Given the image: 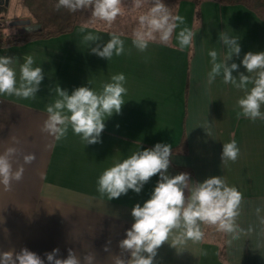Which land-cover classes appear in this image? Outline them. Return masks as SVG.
Returning a JSON list of instances; mask_svg holds the SVG:
<instances>
[{"label":"crops","instance_id":"crops-1","mask_svg":"<svg viewBox=\"0 0 264 264\" xmlns=\"http://www.w3.org/2000/svg\"><path fill=\"white\" fill-rule=\"evenodd\" d=\"M163 2L172 15L185 18L195 34L193 47L180 51L174 33L168 44L157 40L146 52L137 51L132 33L151 1L144 0L136 8L130 0L111 25L91 20L90 11L79 12L78 25L69 34L0 48V56L18 58L19 63L26 54L32 55L45 77L35 99L0 97V154L15 147L13 168L24 167L20 182L9 189L0 186V252L27 248L45 264V254L56 248L60 250L57 258H67L71 250L82 264L129 259L119 242L134 222L132 208L150 198L158 176L140 194L130 190L111 201L97 192V179L114 160L165 143L172 147L170 175L186 172L194 182L221 176L240 191L243 203L237 224L243 233L233 239L203 225L201 241H188L180 254L165 243L156 264H264V224L256 213L261 208L264 216V121L237 118L236 101L243 92L224 84L222 77L209 83L207 55L216 50L218 59L224 58L221 32L240 39V57H233L229 64L239 65L248 52H264V21L241 5L224 6L211 0L200 5ZM10 4L11 0H0V13ZM22 19L31 20L28 10ZM88 32L104 42L110 39L109 33L122 34L125 54L109 62L92 55L90 49L96 45L83 39ZM119 73L126 77V103L120 115L106 121L102 143L85 146L71 130L56 143L42 132L45 109L56 98L57 85L69 94L84 86L100 91ZM231 140L237 142L240 155L225 166L220 158L222 145ZM27 154H34L35 160L25 165Z\"/></svg>","mask_w":264,"mask_h":264},{"label":"clouds","instance_id":"clouds-1","mask_svg":"<svg viewBox=\"0 0 264 264\" xmlns=\"http://www.w3.org/2000/svg\"><path fill=\"white\" fill-rule=\"evenodd\" d=\"M132 3L140 8L144 0H132ZM55 8H63L70 13L90 11L91 20L108 25L124 14L123 0H56ZM174 33L175 46L180 51L193 47L195 34L186 26L185 18L172 15L163 0H151L149 10L138 17V27L132 33L131 43L143 53L150 43L157 40L162 44L170 43ZM108 35L110 39L107 42L92 32H88L83 39L88 45H96L90 49L92 55L109 62L125 54L126 49L122 34ZM219 42L225 50L223 59H218L216 50L207 53L211 64L209 83L222 77L224 84H231L243 92L236 101L237 118L264 121V52H248L239 65L229 64L233 57H240V39L221 32ZM35 63L29 54L23 57L22 63H19L18 58L0 56V97L14 96L22 100L37 98L45 77L42 67L35 66ZM240 67L245 72H240ZM125 85L123 73L112 75L100 91L84 86L73 89L69 94L68 90L57 85L53 90L56 98L45 109L47 119L42 132L56 143L64 140L69 130L79 136L85 146L102 143L106 121L114 115H120L126 103L124 97L128 90ZM16 155L15 147H9L0 154V186L4 189H9L14 182L23 179L24 167L13 168ZM239 155L240 149L235 140L223 143L220 157L222 165L234 163ZM171 156V145L156 143L152 148L137 150L127 158L114 160L112 166L98 177L97 192L111 201L127 195L130 190L140 194L150 179L158 176L150 198L142 206L138 203L131 210L134 222L126 230L125 238L119 242V248L129 254V259L120 258L117 264H156L158 250L165 243L180 254L188 241L195 243L203 239V225L212 226L233 239H239L243 233L237 224L243 203L240 191L229 186L221 176L194 182L186 172L170 175ZM34 160V154L23 156L25 165ZM261 212V208L256 209L260 223L264 224ZM104 251L108 252L109 248L106 246ZM59 252L56 248L46 253L47 264H82L75 252L69 250L64 259L57 258ZM0 264H45V260L24 248L18 253L0 252Z\"/></svg>","mask_w":264,"mask_h":264},{"label":"trees","instance_id":"trees-1","mask_svg":"<svg viewBox=\"0 0 264 264\" xmlns=\"http://www.w3.org/2000/svg\"><path fill=\"white\" fill-rule=\"evenodd\" d=\"M180 3L190 1L200 5L206 0H163ZM224 6L241 5L252 11L259 19L264 21V0H211ZM28 10L32 25H39L40 29L25 31L20 37L12 39L0 38V48H7L14 45H22L32 40L50 39L69 34L74 31L79 22V12L70 13L61 8L56 10V0H22ZM2 13V12H1ZM185 146L186 143L182 144Z\"/></svg>","mask_w":264,"mask_h":264},{"label":"rangeland","instance_id":"rangeland-1","mask_svg":"<svg viewBox=\"0 0 264 264\" xmlns=\"http://www.w3.org/2000/svg\"><path fill=\"white\" fill-rule=\"evenodd\" d=\"M151 1V0H147ZM130 0H123V4H128ZM0 13V38L12 39L24 34L23 27H13L11 23L24 20L22 16L26 15L27 9L22 0H11L10 8L6 11L1 9Z\"/></svg>","mask_w":264,"mask_h":264},{"label":"water","instance_id":"water-1","mask_svg":"<svg viewBox=\"0 0 264 264\" xmlns=\"http://www.w3.org/2000/svg\"><path fill=\"white\" fill-rule=\"evenodd\" d=\"M11 26L13 27H23L26 31L30 32V31H37L40 29L39 25H32L31 20H20V21H16L11 23Z\"/></svg>","mask_w":264,"mask_h":264}]
</instances>
